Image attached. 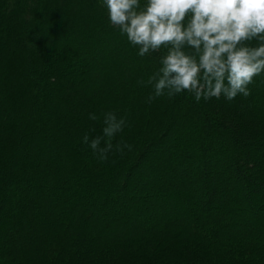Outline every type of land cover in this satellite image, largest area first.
<instances>
[{"label":"trees","instance_id":"trees-1","mask_svg":"<svg viewBox=\"0 0 264 264\" xmlns=\"http://www.w3.org/2000/svg\"><path fill=\"white\" fill-rule=\"evenodd\" d=\"M137 53L103 0H0V264H264V72L149 103Z\"/></svg>","mask_w":264,"mask_h":264},{"label":"clouds","instance_id":"clouds-1","mask_svg":"<svg viewBox=\"0 0 264 264\" xmlns=\"http://www.w3.org/2000/svg\"><path fill=\"white\" fill-rule=\"evenodd\" d=\"M110 23L138 56L161 53L149 76L148 102L184 91L195 100L247 97L253 78L264 72V0H103ZM256 41L255 46L253 41ZM141 85L145 82L139 81ZM95 121L97 116L89 114ZM102 134L82 143L100 160L132 145L113 139L127 127L114 112L104 113ZM103 142V146H102Z\"/></svg>","mask_w":264,"mask_h":264}]
</instances>
